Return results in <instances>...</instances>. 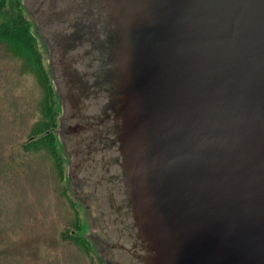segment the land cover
Masks as SVG:
<instances>
[{
	"label": "water",
	"instance_id": "95a60500",
	"mask_svg": "<svg viewBox=\"0 0 264 264\" xmlns=\"http://www.w3.org/2000/svg\"><path fill=\"white\" fill-rule=\"evenodd\" d=\"M24 6L106 264H264V0Z\"/></svg>",
	"mask_w": 264,
	"mask_h": 264
},
{
	"label": "rangeland",
	"instance_id": "374dc122",
	"mask_svg": "<svg viewBox=\"0 0 264 264\" xmlns=\"http://www.w3.org/2000/svg\"><path fill=\"white\" fill-rule=\"evenodd\" d=\"M33 31L37 33L35 24ZM38 45L50 72L49 50L41 37ZM42 102L43 88L33 68L0 42V264H106L113 254L93 239L101 229L89 189L70 181L69 168L67 179L59 180L47 150L23 149L42 118ZM54 111L63 113L58 95ZM56 148L69 167L61 141ZM76 221L80 227L73 232L89 241L90 253L61 236ZM103 238L109 241L105 234Z\"/></svg>",
	"mask_w": 264,
	"mask_h": 264
},
{
	"label": "trees",
	"instance_id": "16d2710c",
	"mask_svg": "<svg viewBox=\"0 0 264 264\" xmlns=\"http://www.w3.org/2000/svg\"><path fill=\"white\" fill-rule=\"evenodd\" d=\"M34 24V20L24 8L23 0H0V42L5 43L14 56L23 59L33 68L43 88L42 118L23 142V149L27 152L47 150L55 161L59 179L63 180L66 171L56 148L59 142L56 129L60 116L54 111L57 95L51 72L44 67L43 55L38 45L40 36L34 33ZM79 227L77 221L71 225L73 230H79ZM63 236L69 238L86 253H90L85 238L69 235L68 232Z\"/></svg>",
	"mask_w": 264,
	"mask_h": 264
},
{
	"label": "flooded vegetation",
	"instance_id": "af4514ba",
	"mask_svg": "<svg viewBox=\"0 0 264 264\" xmlns=\"http://www.w3.org/2000/svg\"><path fill=\"white\" fill-rule=\"evenodd\" d=\"M93 239L95 241H98V242L102 241V239L100 238V235L99 236L98 235L94 236Z\"/></svg>",
	"mask_w": 264,
	"mask_h": 264
}]
</instances>
